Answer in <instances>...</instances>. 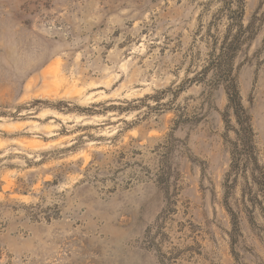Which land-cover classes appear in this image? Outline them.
I'll return each mask as SVG.
<instances>
[{"label":"rangeland","instance_id":"rangeland-1","mask_svg":"<svg viewBox=\"0 0 264 264\" xmlns=\"http://www.w3.org/2000/svg\"><path fill=\"white\" fill-rule=\"evenodd\" d=\"M234 59L264 174V0ZM219 0H0V264H264L210 47ZM215 16V19L213 18Z\"/></svg>","mask_w":264,"mask_h":264},{"label":"trees","instance_id":"trees-1","mask_svg":"<svg viewBox=\"0 0 264 264\" xmlns=\"http://www.w3.org/2000/svg\"><path fill=\"white\" fill-rule=\"evenodd\" d=\"M219 1L221 8L216 16L218 20L225 18L226 28L221 41L210 47L207 66L192 80L201 82L210 74L208 83L213 87L222 86L226 92L227 109L233 112L236 128L233 129L234 141L230 143V165L224 185L231 177L233 183L245 176L250 179L252 185L248 189V195L252 196V208L258 210L264 219V174L257 164L250 117L242 106L234 75L236 54L252 39L253 32L249 31V25H243V0ZM213 18L215 19V16Z\"/></svg>","mask_w":264,"mask_h":264}]
</instances>
